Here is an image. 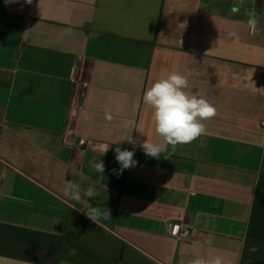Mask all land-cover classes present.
Masks as SVG:
<instances>
[{
    "label": "crops",
    "instance_id": "crops-1",
    "mask_svg": "<svg viewBox=\"0 0 264 264\" xmlns=\"http://www.w3.org/2000/svg\"><path fill=\"white\" fill-rule=\"evenodd\" d=\"M236 3L0 0V264H190L217 255L264 264V0L233 14ZM252 7L254 34L244 14ZM172 72L217 112L204 135L156 159L139 146L163 141L143 94ZM128 131L138 164L117 176L115 148L133 150L116 142ZM78 138L109 150L74 146ZM100 160L103 173L90 167ZM69 181L98 195L71 200ZM89 203L111 219L91 221ZM174 225L195 232L175 241Z\"/></svg>",
    "mask_w": 264,
    "mask_h": 264
},
{
    "label": "clouds",
    "instance_id": "clouds-1",
    "mask_svg": "<svg viewBox=\"0 0 264 264\" xmlns=\"http://www.w3.org/2000/svg\"><path fill=\"white\" fill-rule=\"evenodd\" d=\"M11 2V0H6ZM31 3V0H26ZM245 0H237L231 8L233 14H239ZM247 16V25L251 33H256L259 20L257 18L254 7L247 8L244 11ZM238 41L236 33H231ZM189 89V81L186 76L172 72L164 78L157 80L143 94V102L152 109V121L155 126V133L158 137H162V142H151L148 139L139 146L142 148L146 156L159 159L162 153L167 152V146H171L172 151L167 152L170 156L175 151L177 145H183L193 142L201 135L206 133L204 121L210 120L216 115V108L208 102L206 98L198 92ZM105 119L111 121L112 115L105 114ZM125 128H131L132 122L125 121ZM126 141L133 146V150L115 148V160L120 168L111 171L117 176L122 175L123 171L132 167H136L138 162L134 159V150L137 141L130 135L128 131L121 139L116 142ZM96 148L101 150L103 154L109 150V145L98 144ZM167 159V156L164 157ZM95 171L103 173L105 166L100 160L90 164ZM68 187L65 189V196L76 202H87V198H94L98 195L94 185H89L86 189L74 182H67ZM87 217L96 223L100 219H111V210L107 207L91 206L85 211ZM180 225L172 226V235H177ZM250 252L259 251L258 247L252 246ZM76 250L71 249L69 255H75ZM190 264H223V259L219 255L208 259L198 257Z\"/></svg>",
    "mask_w": 264,
    "mask_h": 264
},
{
    "label": "built area",
    "instance_id": "built-area-1",
    "mask_svg": "<svg viewBox=\"0 0 264 264\" xmlns=\"http://www.w3.org/2000/svg\"><path fill=\"white\" fill-rule=\"evenodd\" d=\"M261 125H264V123H262ZM95 145L96 144L93 141H89L84 138H78L76 139L74 143V146H77L80 148H94ZM171 230H172V226H171ZM194 232H195L194 229L180 225L179 232L177 233V235L175 236L173 235L172 238L175 241L189 240L193 236Z\"/></svg>",
    "mask_w": 264,
    "mask_h": 264
}]
</instances>
